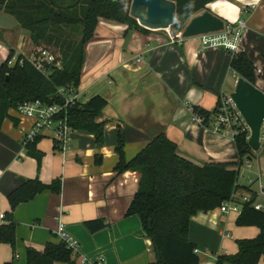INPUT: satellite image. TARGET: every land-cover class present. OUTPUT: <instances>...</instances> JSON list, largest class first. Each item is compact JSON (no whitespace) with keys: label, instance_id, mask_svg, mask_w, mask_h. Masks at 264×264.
Here are the masks:
<instances>
[{"label":"crops","instance_id":"crops-1","mask_svg":"<svg viewBox=\"0 0 264 264\" xmlns=\"http://www.w3.org/2000/svg\"><path fill=\"white\" fill-rule=\"evenodd\" d=\"M210 7L225 25L232 23L237 28V21L247 13L248 28L245 24L243 30H264V0H217ZM16 23L17 36L10 31L6 38V29H0V64L11 50L16 59L20 54L28 58L26 49L38 48L29 31ZM172 34L169 29L151 28L142 33L113 20H100L95 38L86 46L81 83L89 80L88 91L83 94L87 98L78 99L85 102L99 94L108 100L97 118L106 123L102 144L96 142L94 134L81 130L72 132L66 150L51 135L39 136L35 150L42 154L39 167L38 160L28 153V145H23L32 121L9 110L10 116L0 129V215L6 217L11 212L8 195L29 179L51 183L60 178L62 191H45L15 208L16 242L14 246L0 242V264H26L28 247L43 250L47 243L61 242L56 235L60 209L68 233L90 259L104 257L100 264L156 261L153 240L146 234L141 217L126 214L141 173L115 170L119 133L126 139L127 161L161 132L177 143L181 155L199 166L237 161L238 150L230 130L215 131L213 114L209 126L195 120L198 111L213 112L223 103L224 95L235 90L236 86L228 89L225 84L226 74L232 70V52L222 47L204 49L200 35L172 43ZM259 59H252L256 66L254 85L264 92V77H258ZM248 161L264 167L263 155L257 151L253 150ZM257 175L263 187L260 171ZM238 187L247 191V186ZM252 190H256L254 184ZM219 207L199 211L190 218L188 238L200 258L197 264H232L218 259L236 253L237 240L256 237L260 232L256 226L237 225L240 213H223ZM92 219L104 220L107 227L90 231L85 222ZM5 221L0 218V225ZM55 264L78 263L72 259ZM259 264H264V256Z\"/></svg>","mask_w":264,"mask_h":264},{"label":"trees","instance_id":"trees-1","mask_svg":"<svg viewBox=\"0 0 264 264\" xmlns=\"http://www.w3.org/2000/svg\"><path fill=\"white\" fill-rule=\"evenodd\" d=\"M176 2L175 31H182L188 21L202 9L217 0H174ZM16 16L20 25L28 30L34 44H55L51 52L55 62L44 63L37 68L26 56L20 54L14 64L13 50L0 64V129L9 110H18L26 101L40 99L44 102L63 103L57 95L60 88L76 89L81 83L83 66L86 60V46L96 35L101 19L113 20L128 26V29L142 33L149 29L140 25L125 11L124 0H0V9ZM61 26L79 30L75 48L67 45L63 50L56 38L48 32ZM57 42V44H56ZM39 48V47H38ZM60 48V49H58ZM63 57V58H62ZM62 66L58 67L57 63ZM231 69L238 75L255 83L256 66L244 51L232 53ZM108 105V100L96 94L83 102L75 99L67 107L69 125L74 130L94 134L97 143L105 140L106 123L97 121ZM198 111L203 116V124L209 126L212 114L218 111ZM250 131L245 128L234 136L238 150L237 161L212 162L199 166L179 152L177 143L161 132L148 141L129 161L125 156L126 139L118 135L116 153L119 158L115 170L119 173L128 170L139 171L138 190L128 209L127 216L139 215L146 234L152 238L157 259L151 264H197L200 260L195 245L189 241L190 218L199 211L216 209L229 199L238 187L240 167L253 158L249 141ZM37 140L28 144V153L38 160L42 154L36 150ZM233 166H237L233 168ZM252 190V186L245 187ZM45 191L61 193L60 178L44 183L39 178L29 179L8 195L11 212L0 225V242H16V223L12 217L15 208L32 200ZM239 226H256L259 234L253 238L237 240L238 251L219 257V262L232 264H259L264 256V210H257L244 204L237 217ZM86 227L96 232L107 227L102 219L85 222ZM72 249L65 243H47L43 250L28 247L26 264H55L71 262ZM3 264H14L5 262Z\"/></svg>","mask_w":264,"mask_h":264},{"label":"built area","instance_id":"built-area-1","mask_svg":"<svg viewBox=\"0 0 264 264\" xmlns=\"http://www.w3.org/2000/svg\"><path fill=\"white\" fill-rule=\"evenodd\" d=\"M238 22V27H234L232 23L226 24L223 30L218 32H210L200 35L203 43V48H217L222 47L232 53L239 51L240 42L242 39V30L245 28V23ZM184 39L182 32L172 34V43L181 42ZM30 61L39 69H43L44 63L55 62L54 54L46 48H38L37 51L29 58ZM16 59H13L9 64H14ZM61 67V62L57 63ZM75 90H68L60 88L57 95L62 97L63 103L44 102L40 99L26 101L18 108L17 112L20 116L26 117L32 121L31 129L24 135L23 145H27L36 141L39 136L51 135L53 139L60 144L62 149L69 148L71 134L74 129L69 125L67 118V107L70 103L78 99L77 93H71ZM214 130L221 132L228 129L233 136H236L241 128H248V125L233 101L231 94L224 95L223 103H221L218 111L213 114ZM195 120L203 122V116L200 113L195 114ZM261 145H264V121L260 133ZM249 167L251 165L249 164ZM256 179L249 178V185L252 186ZM263 193L259 194L256 190H247L249 194L240 196L238 190L235 189L231 197L222 202L220 210L223 213H240L244 204H250L257 210H264V186ZM63 211L59 210L57 216L58 228L56 230L57 237L65 242L73 251L72 259H75L78 264H100L104 261V257L98 259H90L80 252V243L73 236H71L66 224L62 220ZM1 219H6L4 214L0 215ZM197 251V250H196Z\"/></svg>","mask_w":264,"mask_h":264},{"label":"water","instance_id":"water-1","mask_svg":"<svg viewBox=\"0 0 264 264\" xmlns=\"http://www.w3.org/2000/svg\"><path fill=\"white\" fill-rule=\"evenodd\" d=\"M176 7L174 0H133L131 14L139 18L142 26L158 29L175 23ZM224 27L225 20L211 11H205L189 21L182 36L184 38L199 36L223 30ZM231 97L250 130V146L252 150L257 151L261 147L260 133L264 121V92L244 77L239 76Z\"/></svg>","mask_w":264,"mask_h":264},{"label":"rangeland","instance_id":"rangeland-1","mask_svg":"<svg viewBox=\"0 0 264 264\" xmlns=\"http://www.w3.org/2000/svg\"><path fill=\"white\" fill-rule=\"evenodd\" d=\"M124 2H125V11L128 12L130 14V16L133 17L134 19H136L138 21V23L140 24L141 21L139 20V18H136V17L132 16V14H131L133 0H124ZM210 6H211V4H209L207 7H205L200 12H198L197 15L202 14L205 11H210L211 10ZM3 10L5 12L0 11V29H3V31H4V29H6V31L3 32L5 34L6 38H7L6 34H8L10 31L16 33V36H17L19 33L15 32V27L17 26L16 21L19 22L18 18L7 14L5 9H3ZM246 20H247V13H245L243 15L242 21L246 22L245 23L246 28H248V24H247ZM189 21H188V23H189ZM236 25H238V23ZM158 29L164 30V31L169 29L172 33H177V31H175L173 29V24L168 25L167 27H159ZM183 30L180 32H183ZM79 34H80L79 30H75V29L68 27V26H61V27H58L56 29H52L48 32V35L52 36L51 38H54V39L56 38V40L58 42L60 41L59 46L63 50L65 49V47L67 45H71L72 48H75V46L77 45L76 43H78V39L80 37ZM263 43H264V30H255V29H253V31L243 30L242 39L240 42V48L242 50H245L250 55L251 59H256L257 57L260 58L259 59L260 66L258 67V77L259 78L264 77V48L262 47ZM56 44H57V42H56ZM54 45L55 44H48L45 42L43 44H39L38 47L39 48H46V49H49L50 51H52V50H54V47H55ZM37 49L38 48H33L32 50L30 48L26 49V52L28 53V58L32 57L33 54L37 51ZM58 49H60V48H58ZM33 50H34V53H33ZM88 82H89V80L82 81V83H80L78 88L71 89V90H75L74 92L72 91L71 93H77L78 98L85 100L87 98V96H84L83 94H84V92L88 91V88L86 87ZM236 83H237L236 74H234V72L232 70H228V73L226 74V78H225L226 87H228V89L234 88L236 86ZM100 92H102V89H100ZM257 152H258V155H263V162H264V145L263 144L257 150ZM249 164L251 165V167H249ZM259 171H260V176L263 178L262 182L264 183V167L262 168L261 165L258 167L257 162H254V163H252L251 161L245 162L240 168V172H239V176H238V184L242 185V186H248L249 185V178L254 177L256 179V181L254 183V187L256 188V191L259 194H262L263 189L260 186V182H258V178H257L258 177L257 174ZM238 192H239L240 196L249 194L248 191H244V188H242L241 190H238Z\"/></svg>","mask_w":264,"mask_h":264},{"label":"bare ground","instance_id":"bare-ground-1","mask_svg":"<svg viewBox=\"0 0 264 264\" xmlns=\"http://www.w3.org/2000/svg\"><path fill=\"white\" fill-rule=\"evenodd\" d=\"M250 131V130H249Z\"/></svg>","mask_w":264,"mask_h":264}]
</instances>
